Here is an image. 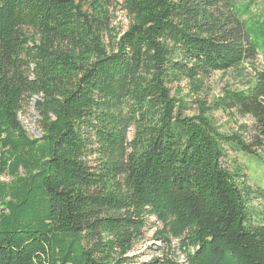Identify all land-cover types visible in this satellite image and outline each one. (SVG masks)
Segmentation results:
<instances>
[{
    "label": "trees",
    "instance_id": "1",
    "mask_svg": "<svg viewBox=\"0 0 264 264\" xmlns=\"http://www.w3.org/2000/svg\"><path fill=\"white\" fill-rule=\"evenodd\" d=\"M261 1L0 0V264H128L151 219L186 264H264L254 192L223 163L264 152V56L246 90L186 101L261 58L235 9ZM220 112L251 124L222 132Z\"/></svg>",
    "mask_w": 264,
    "mask_h": 264
},
{
    "label": "rangeland",
    "instance_id": "2",
    "mask_svg": "<svg viewBox=\"0 0 264 264\" xmlns=\"http://www.w3.org/2000/svg\"><path fill=\"white\" fill-rule=\"evenodd\" d=\"M120 5L121 3L116 1L113 3L114 25L119 30H127L130 24L129 17ZM235 9L250 29L252 39L261 58L253 63L245 62L238 68L224 73H214L199 96L193 94L186 99L190 104L188 116H195L199 112L196 99L205 101L209 106L227 88L246 90L248 85L253 84L255 81L254 67L259 70L262 69V57L264 56V1L238 2L235 4ZM172 90L174 96L181 97L188 94L189 86L186 82H183L182 84L173 85ZM213 117L216 120L217 127L226 133L238 131L242 124H251L248 118L234 119L229 114L222 112L213 114ZM19 120L31 139L42 137L39 126L40 116L35 110L34 102L29 106H24L19 115ZM248 138L250 139V137ZM223 163L230 171L237 168L243 171L246 177L242 181L251 186L254 192L249 198L250 215L254 222L262 223L264 221V152L258 156H251L241 152L229 151L223 159ZM21 172L23 173V170ZM1 181L10 183L12 178L5 174L1 176ZM159 230H162V226L155 219H151L147 228L143 231L141 239L136 242L134 250L125 257L129 259L128 264H186L179 241L171 240L170 243H166L156 239L155 234Z\"/></svg>",
    "mask_w": 264,
    "mask_h": 264
}]
</instances>
